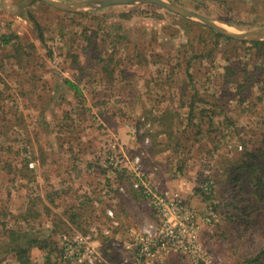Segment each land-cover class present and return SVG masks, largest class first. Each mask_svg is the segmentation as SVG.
I'll return each instance as SVG.
<instances>
[{"label":"rangeland","instance_id":"obj_1","mask_svg":"<svg viewBox=\"0 0 264 264\" xmlns=\"http://www.w3.org/2000/svg\"><path fill=\"white\" fill-rule=\"evenodd\" d=\"M166 1L209 17L231 32L264 27V0ZM87 12L90 14L80 15ZM0 28V42L2 36H14L10 44L0 43V264H19L10 246L22 245V235L36 238L43 246L30 249L33 264H65L60 260V237L98 228L89 220L72 216V208L77 209L73 196L83 202L94 200V204L88 202L85 212H95L97 205L102 210L113 209L112 199L124 198L128 207L122 210L129 213L124 221L128 225H124L128 230L125 238H130L131 226L138 230L156 222L146 221L142 204L135 210L130 207L135 200L126 188L124 196L114 190L101 193L107 185L114 189L130 182L123 170L115 172L109 181L106 175L103 177V171L111 170L101 164H107L113 142L128 159L140 156L149 183L179 192L194 209L200 217L202 239L214 257L213 264H243L255 257L263 240L251 231L244 233L233 217L235 210L227 204L231 190L227 189L226 199L222 196L225 175L219 176L229 162H236L244 148L258 145L264 134V75L256 70L264 67V52L250 47V42L233 40L226 44L198 21L177 18L155 5L141 3L110 6L98 13L92 9L72 13L39 0H0ZM117 32L122 40L116 39ZM210 51L215 58L206 56ZM119 57L126 63L113 69L116 61L109 59L118 61ZM73 59L87 66L90 74L75 69ZM144 61L148 65L139 66ZM179 63L189 76L177 74L174 68L170 73L176 74L174 93L170 98H160L164 92L161 81L168 67ZM65 79L79 92L68 89ZM182 80L188 84L185 92L180 89ZM100 84L117 88L113 95L104 97L105 105L96 106ZM179 99L186 107L185 114L190 108L195 117L190 123L181 115L173 116L174 124H168V120L167 132L176 128L174 139L161 136L166 122L140 124L147 118L143 115L146 110L164 111L168 104L173 111L178 110ZM205 115L208 118H203ZM149 132L154 135L152 146ZM118 148L113 151L115 155H119ZM24 159L35 164L36 180L31 184L14 173ZM80 165L86 167L84 171L77 169ZM55 166L63 168L58 170L61 174L53 171ZM49 174L63 177L67 183L51 185L45 179ZM172 176L181 178L183 192L165 185ZM208 179L212 196L204 199L201 188ZM7 209L12 211L3 218ZM33 209L38 210L37 214L31 213ZM209 210L214 211L215 219L207 223L204 215ZM101 222L99 228L106 218ZM207 229L212 235H207ZM15 236H19L18 241ZM97 238L102 240L103 236L98 234ZM107 241L103 252L119 262V252L111 254Z\"/></svg>","mask_w":264,"mask_h":264},{"label":"built area","instance_id":"obj_2","mask_svg":"<svg viewBox=\"0 0 264 264\" xmlns=\"http://www.w3.org/2000/svg\"><path fill=\"white\" fill-rule=\"evenodd\" d=\"M145 142H148V138ZM117 148L118 145L113 142L108 149L110 155L107 157V164L106 162L101 164L103 168L106 166L111 168L106 177L110 179L115 172L123 170L130 178L132 189L144 197L156 222L138 230H130L128 236L131 240L122 242L115 235L120 223L114 208H106L104 213L107 222L103 223L100 232L98 228L91 227L85 234L73 232L60 237L62 259L71 264H104L105 259L99 252L103 242L96 239L97 235L101 234L106 240L108 239L107 243L112 250H117L124 256V264H154L171 254L185 257L190 264H213L214 257L206 247L205 240L202 239L200 217L194 209L185 202L179 192L160 189L149 183V176L142 167L140 156L136 155L128 159L121 148H118L119 155H115L113 151ZM28 168L34 169L35 164L30 162ZM125 188L126 186L123 185L118 187V193L126 195ZM204 191H209L207 183ZM214 219L215 213L212 210L204 215V221L207 223ZM207 235H212L211 229L208 230ZM132 251L133 257L127 258L126 254Z\"/></svg>","mask_w":264,"mask_h":264},{"label":"trees","instance_id":"obj_3","mask_svg":"<svg viewBox=\"0 0 264 264\" xmlns=\"http://www.w3.org/2000/svg\"><path fill=\"white\" fill-rule=\"evenodd\" d=\"M95 12L98 13V11H95ZM89 14L90 13L87 12V13L80 14V15L86 16ZM170 14H172V13H170ZM172 15H174V17L179 18L178 15H175V14H172ZM126 16H124V17H126ZM32 21H33V23H35V25L38 29L39 28L38 24L35 22V20L32 19ZM82 33H83V35L85 34V32H82ZM115 36H117L116 39L122 40V38H120L121 35L119 32H117L115 34ZM40 37L42 38L41 33H40ZM216 37L225 40L226 44H227V42L233 41V40L226 38L224 36H221L219 34H216ZM11 38H14V36H12V35L2 36L0 43L1 44H10ZM88 39L89 38L86 39L87 44L90 43V41ZM240 43L241 44H247L246 42H240ZM248 44H250V47L256 48L257 51L264 52V41L263 42H251ZM216 45L218 46V44H216ZM16 46H17L16 47V51H17L16 54H17V58H18L19 57L18 50L20 49L19 43H17ZM213 50H214V48L211 51H213ZM98 55H99V52H98ZM206 56L210 57V58H215L214 53H212V52H211V54H209V53L206 54ZM110 57H112L111 54H110ZM120 57L118 58V61H117V59L115 60L114 58H112L113 60L109 59V62L110 61H112V62L116 61L115 62L116 66L113 67V69H115V68L117 69V67L122 68V65L124 63H126V60L124 61L123 58L120 60ZM139 58L143 59L141 56H139ZM162 59L163 58H161V60ZM74 60L75 59H73L72 63H73V65L77 66L75 69H78V71H80V72L85 71L87 74H90L89 73L90 70L88 69L87 66H83V65H81V63L74 61ZM96 60H97V62L98 61L100 62V56H99V58L97 57ZM138 61H139V59H138ZM122 62H123V64L121 65ZM100 64L102 65L103 63H99L98 65H100ZM125 65H124V67H125ZM145 65H148L147 61H144L143 64H141L139 66H145ZM106 66L107 65L105 64V67ZM105 67H103L101 69H104ZM136 67H138V66H136ZM230 67H231V65H230ZM230 67H226L225 69L227 70ZM174 68L177 69V74H179V73L184 74L185 73L187 75V73H186L187 69L184 68L185 69V71H184L182 64H180V63L176 64L175 67L174 66L168 67V69H169V70H167L168 74L164 78V80L161 81L162 84L160 83L161 84V86H160L161 90L164 91L163 94L160 96V98H164V99L170 98L174 93L173 91L175 89V86H174L173 79L175 78L176 74H173L174 76L170 74L171 71H174ZM236 68H237V66H236ZM261 69H264V67L258 68L256 70L260 71L259 74L264 75V70H261ZM233 70H235V68H233ZM181 71H183V72H181ZM187 76H189V74ZM182 81L183 82H180V85H181L180 89H181V91L185 92L186 90H188L187 89L188 84L185 82V80H182ZM64 84L68 87V89H70L74 93L79 92L78 87L75 84H73L70 80L65 79ZM164 84L167 85L166 88L164 86H162ZM100 85H99L98 90L96 92V96L99 97L98 101L95 103L96 106L105 105L106 102H105L104 97H110L111 95H113L114 94V87L117 88L116 85L115 86H108L107 84H103L101 86ZM0 95H1V93H0ZM201 100H203V98H201ZM170 101H171V99H170ZM178 101H179V104L181 105V107H183L184 106L183 101H181L180 99ZM116 103L117 102H115V104ZM180 109H182V108H180ZM153 110L154 111H151L149 109V110L145 111V113L143 115L147 118L143 119V122H141L140 124L143 123V125H144V124H146V122L147 123L150 122L151 125H153L154 123L159 124V123H163V122L165 123L166 122V124H164V125H167L168 120L171 121L168 124H170V123L174 124V123H176V121L174 120L175 122H173V120H172L173 116L175 118V115L178 116L180 113L179 110L178 111L176 110L175 112H171L169 109L162 111V110H159V108H154ZM168 116H169V118H168ZM187 116L189 118L193 119L195 117V112L192 109L188 108ZM205 117H207V115H205L203 118H205ZM148 119H150V120H148ZM180 121H182V120L180 119ZM188 122L190 123L191 121H188ZM225 122H227V121H225ZM227 123L229 125L231 124L230 122H227ZM175 129L176 128H174V129L172 128V132H167V130H169L168 125H167L166 129H164V131L161 133V134H163L161 136L166 135V137H168L169 139H174L175 136H173V133H175L174 135H176ZM146 130L149 131L148 128ZM148 136L151 138V146H152V141H153L152 138L154 137V135L150 134V132H149ZM156 136H157V133H156ZM157 143L162 145L161 142H157ZM171 145L172 144H170V146ZM177 145L178 144L176 143L174 145V147H176ZM167 147H169V146H167ZM164 149H166V148H164ZM30 162H32V161L24 159L23 163L19 167L15 168L14 173L20 174L22 181H24L25 183L31 184L32 182H34L36 180V177H34L35 176L34 174H36L35 173L36 169L35 168L34 169L28 168V164ZM226 162L228 163L229 159H226ZM231 163H232V161L228 163L226 168H223V170L221 171V175L219 176V177H221L222 175H225V180H226V182H224L225 190L223 191L222 196L225 197V199H226V197H227L226 194L228 193L227 189L231 190L230 201L227 202V204L235 210L233 217L236 219V221L240 222V225L243 227L244 233L251 231L256 236L262 238V240H263V246L259 249V252L255 255V257H251L242 263L243 264H264V134L261 135V140H260L258 145L253 146L249 150H247V148H244V151L242 153H240V155L236 159V162L233 165H231ZM103 172L104 173H102V174L104 177L105 175H107V173H105V171H103ZM123 175H126V174L124 173ZM216 175H218V173H216ZM55 177H56L55 175L49 174L48 176L47 175L45 176V179L48 180L49 183H51V185H52V184H54L53 180ZM56 179H57V182H59V176H57ZM106 179L108 181L110 180L107 177H106ZM210 181L211 180L208 179V183L206 182L207 185L209 186V191H204V187L201 188V192H202V195L204 196V199H209L212 196L211 194H212L213 189H212V186L210 184ZM127 186H129L131 188V190H133L131 187V184H129ZM103 189L104 190H101V193H106V192L108 193V190H110V192H112L113 190L115 191V193L118 192L116 187L113 189V187H111L109 185L105 186ZM227 195H229V194H227ZM143 199H144V197H143ZM79 205H81V204L79 203ZM11 211L12 210H10V209L3 211V214H2L3 218L6 217L5 215H10L9 213H11ZM26 211H28V210H26ZM26 211H25V213H26ZM37 211H38L37 209H33V211L31 213L34 212L35 214H37ZM72 212H73L72 216H77V217L80 216L79 213H74L75 211H72ZM24 215L28 216L29 214L27 213ZM0 221H2V220H0ZM81 233L85 234V232H81ZM15 237H16V238H14L15 241H18L19 236H15ZM20 238L24 239V243L22 245H19V246H14V247L10 246V251H11V253H14V256H15V258L19 264H33L29 258L30 249L31 248L43 249V246L38 245V240L36 238L30 237V236L26 237L23 235L20 236ZM59 247H60V245H58V248ZM50 250L51 249H49V251ZM60 260L65 264H71V263L62 259L61 249H60ZM104 264H110V263L108 261L106 262V260H105Z\"/></svg>","mask_w":264,"mask_h":264},{"label":"crops","instance_id":"obj_4","mask_svg":"<svg viewBox=\"0 0 264 264\" xmlns=\"http://www.w3.org/2000/svg\"><path fill=\"white\" fill-rule=\"evenodd\" d=\"M168 106H169V108L166 107L167 109H165V110H168L169 109L171 112H175V111H173L171 109V104H168ZM180 108H182V109H180ZM180 108H178V110L180 111L179 115H181V118L184 119L183 121H185V122L193 121L192 118H189L187 116V114H185V108L186 107H184V106L181 107V105H180ZM187 113H188V110H187ZM159 159H161V158H159ZM162 163H163L162 165H164V162L163 161H162ZM72 166L73 165H71L70 167L72 168ZM166 166H168L170 168V167H172V164H167ZM74 167H76V166H74ZM77 167H78L77 169H80L81 171H84V168H86L83 165L82 166L80 165V166H77ZM52 169H53V171H56L57 170V173H60V174H61V172H59L58 170H60V169L63 170V168L61 166H55ZM52 174H54V172ZM40 177H41V175H40ZM172 177H173V179H166L165 185L168 186V187H175V188H177V189H179V190H181L183 192L184 191V188H183V183H182L183 181L181 180V178H178L177 176H176V178L174 176H172ZM56 178H57V176L54 178V180H53V183L54 184H52V185H56L60 181H66V183H67V180L61 179L63 177H59V182H57V179ZM42 182L44 183L43 180H42ZM79 182H80V180H79ZM72 183H74V180H73ZM77 183L75 184L76 187H77ZM129 184H130V182H128V183L126 182L127 192L129 191L130 196H132L133 199L135 200V201H133V203L131 204L130 207H132L135 210V207L139 208L138 205L139 204H142V208L144 210L143 216L145 217L146 221L153 222L154 220H156V218L154 217V215L152 214V212L150 211V209L147 206H145V201H144L142 195L139 192L135 191V190H131V188L129 186H127ZM178 184H180V185H178ZM80 192L81 191H79L78 193H80ZM69 201H71V200H69ZM93 201L94 200H92V201L91 200H87L86 202H83V201L80 200V197L73 196L72 203H74L76 205L77 209L76 208H72L71 206H69V207H71L72 210L75 211L74 213H79L80 216L77 217V218L80 221L81 220H89V221H91L94 225H97L98 226V232H100L99 226H100V224H102L101 220H104L105 219V213H104V209L102 210V206L97 205L99 207H96L95 212L94 211H90L91 209L88 212H85V209L87 207L88 202H91V204H94ZM79 203L81 205H79ZM112 203H113V208H114V211H115V215H116V217H117V219H118V221L120 223V227L116 231L117 232V235L116 236L122 242H126V241L128 242V241L131 240V238H125V236H124V234L128 233V230L126 231V228H125V226H128V225L124 221H125V219L128 220L127 214H129V213H126V210H124V211L122 210L123 208L126 209V207H128L127 204H126L127 202L124 201V198H122V197L119 196V197H115L114 199H112ZM99 204H103V203H99ZM98 208H100V209H98ZM132 208H131V211L129 210L130 211V215H132V213H131L133 211ZM130 218H131V216H130ZM67 224H68V221H67ZM68 225L71 228H73V226H71V223H69ZM131 225L129 224V226H131ZM133 227L134 226H131V229H133ZM202 233H203V231L201 232V235H202ZM120 235H122V238L120 237ZM98 240H99V242H102V240H105V242L100 245V250H101V253L103 254V257L106 260V262L109 259L112 262L111 264H124V262H123L124 261V256L123 255H120L121 256V259H120L119 262H117L115 260L112 261L110 259V257L107 258L106 254L103 252V251L106 250V247H107L106 238L103 237L102 240L101 239H98ZM103 247H104V249L102 250ZM109 251H112V252H110L111 254L113 252H115V250H112V249H109ZM133 253H134L133 251L132 252H128L126 254L127 255V258L133 257ZM154 264H190V262L188 261V259H186L183 256L176 255V254H171V255L166 256L163 259L159 260L158 262H155Z\"/></svg>","mask_w":264,"mask_h":264},{"label":"water","instance_id":"obj_5","mask_svg":"<svg viewBox=\"0 0 264 264\" xmlns=\"http://www.w3.org/2000/svg\"><path fill=\"white\" fill-rule=\"evenodd\" d=\"M45 5H48L56 10L64 12H83L86 9L99 11L110 6L116 5H132V4H151L155 5L165 11L178 15L183 18L198 21L210 28L216 34L224 36L234 41L239 42H263L264 41V27L247 32H231L213 19L204 15L197 14L191 10L185 9L181 6L172 4L166 0H80L71 3H66L58 0H39Z\"/></svg>","mask_w":264,"mask_h":264}]
</instances>
